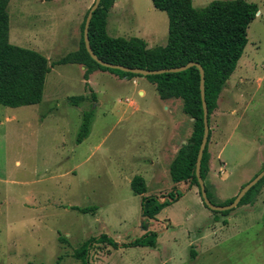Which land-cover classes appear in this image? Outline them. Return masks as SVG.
Here are the masks:
<instances>
[{"label":"rangeland","instance_id":"rangeland-1","mask_svg":"<svg viewBox=\"0 0 264 264\" xmlns=\"http://www.w3.org/2000/svg\"><path fill=\"white\" fill-rule=\"evenodd\" d=\"M211 1L193 0V5L200 9ZM247 1L256 3L260 14L249 25L248 44L234 71L241 74L229 96L252 101L227 157L242 160L241 167L253 171L259 146H264V0ZM118 2L123 18H110L111 36H137L149 47L167 43L168 15L152 0ZM80 5V0H10V42L57 62L79 47L81 37L73 41V36ZM85 69L79 63L54 65L40 103L0 105V264H264V206L237 226L210 221L192 197L165 206L160 219L143 216L142 197L133 192L131 181L143 176L151 159H161L168 129L157 123L169 121L168 111L146 77H134L140 81L136 86L128 76L101 69L91 86ZM141 87L145 96L138 93ZM78 95L86 99L72 105L70 97ZM87 110L94 112L91 132L78 144ZM244 130H252L254 139L242 142ZM222 171L225 167L220 175ZM240 171L235 169L224 182L227 194L236 189ZM167 185L159 186L166 190ZM168 193L155 195L171 200ZM229 199L213 197L217 204ZM75 206L97 208L82 212ZM143 230L158 233V247L96 240L104 234L126 243L143 236ZM83 249L86 261L77 255Z\"/></svg>","mask_w":264,"mask_h":264},{"label":"trees","instance_id":"trees-1","mask_svg":"<svg viewBox=\"0 0 264 264\" xmlns=\"http://www.w3.org/2000/svg\"><path fill=\"white\" fill-rule=\"evenodd\" d=\"M9 2L10 0H0V105L16 108L40 103L43 100L47 75L57 64H84L86 80L97 69L117 71L128 78L142 76L102 66L91 57L84 41L86 18L82 26L79 49L54 63H50L49 59L37 50L11 43ZM152 2L154 7L168 15L169 30L166 45L149 47L145 39L137 36L130 38L111 36L107 30V17L115 0H101L89 27L91 46L103 60L128 67L162 69L186 65L192 61L200 63L205 70V95L210 122V115L218 106L219 95L237 68L248 44V28L257 17L259 7L256 3L247 0H213L200 9L194 7L193 0H152ZM144 77L155 84L161 99L180 98L183 102V112L194 119L192 134L171 163L170 174L174 183L190 182L191 185L198 186L201 194L196 176V160L204 133L200 70L197 66H192L180 72H164ZM85 99V95H78L71 96L69 100L72 105L79 106ZM93 118L92 110L83 111L82 123L76 139L78 144L90 135ZM208 143L201 168L204 180L210 170ZM263 186L264 177L247 192L238 206L252 202ZM131 187L135 194L141 195L142 213L149 219H155L165 206L173 204L184 195V191H179L175 186L166 195L171 200L162 201L158 195L147 196L145 193L148 188L142 175L133 177ZM206 189L209 198L215 203L210 189L207 186ZM234 199L235 196L226 203H231ZM74 208L89 212L97 207L75 206ZM213 212L218 216L219 212ZM229 213L230 210H226L220 214L225 216ZM157 238V232L147 231L143 236L121 244L104 234L96 240L108 241L119 247H156ZM86 254L85 249L83 253L82 251L77 253L85 261ZM195 255L196 253H193V256Z\"/></svg>","mask_w":264,"mask_h":264},{"label":"crops","instance_id":"crops-1","mask_svg":"<svg viewBox=\"0 0 264 264\" xmlns=\"http://www.w3.org/2000/svg\"><path fill=\"white\" fill-rule=\"evenodd\" d=\"M94 1L95 0H80L81 5L75 19L73 41H77V39L82 36L83 23ZM113 15L117 18L118 22L123 18L122 4L119 3L118 0H115L113 7L109 11L107 17V30H109V20ZM79 47H77L73 51H77ZM98 72L103 71L101 69H97L90 74L88 82L89 85L92 86V77L95 73ZM240 74L241 72L231 75L230 80H228L227 85L219 95L217 108L210 115V140L208 143V149L210 153V170L205 178V183L206 186L210 189L213 197L220 201L236 196L241 187L245 183L250 181L264 167V146L262 143L259 146V150L261 151L260 157H258L257 164L254 166L255 170L253 171L251 169L248 170V168L241 167V165H243L242 160L237 159L236 162H231L227 157V148L229 145H231V138L235 135L237 127H239V120L243 119V117L245 116V111L248 109L249 105H251L252 101L250 99L249 102L243 103V99H241V97L237 95L232 97L229 96V93L232 90H236L235 78ZM142 78L143 77H140V79ZM132 82L136 86L140 84L138 78H132ZM138 93L141 96H145L146 89L144 87H141L138 89ZM160 100L163 104L164 109L168 111L169 121L166 123L163 119H160L157 124L162 125L163 129H168L166 133L168 134V139H166V142L163 143V146L160 147L159 153L162 154L161 159L156 157L154 159H151V162L149 163L150 165H148V167L144 169L143 177L146 180L148 188L145 194L148 195V191H150L151 187L153 189V192L149 193V195H155V193L162 194L164 193V191L168 193L172 191L176 186L178 189L181 188L184 190V195L178 201L169 206L179 204L186 201V198L192 197L200 213L208 217V219L212 222L223 224V222L228 221L231 226H237L238 224H241L240 221L242 220L243 222L246 221L245 219H248L249 221V219H251L249 218V216L255 214L256 211H261L262 206H264V199L261 195V193H263L262 191L264 190L263 188L260 190L256 198L252 202L236 207L231 213L219 219V216H216L213 211L205 206L198 186L191 185L190 182H180L178 184L173 182L170 174V166L177 156L180 148L188 142V139L190 138L193 131L194 119L183 112V102L180 98H171L166 100L160 98ZM242 104H244L245 106L242 107ZM145 113L147 115L150 114L149 112ZM241 134L243 135H240V139L242 140V142H248L249 140L254 139L252 137V134H254L252 130H244ZM258 141L259 140L257 139L256 142ZM238 156L242 158V153L240 155L238 154ZM229 165H232L233 167L230 172H228L227 169ZM221 167H225L226 173H222L220 175ZM237 168H240L241 171L240 176L238 177L236 182V189L233 192L227 194L225 191L226 184H224V182L227 180L228 175L235 171V169ZM163 182L168 183L166 190H162V188L159 186ZM163 210L157 215L158 219H160ZM188 214L190 215V213ZM168 218L170 219L172 224L171 218ZM144 233H146V230H143V234ZM158 243L159 238L157 244Z\"/></svg>","mask_w":264,"mask_h":264},{"label":"water","instance_id":"water-1","mask_svg":"<svg viewBox=\"0 0 264 264\" xmlns=\"http://www.w3.org/2000/svg\"><path fill=\"white\" fill-rule=\"evenodd\" d=\"M101 0H95L93 5L90 7L88 15L86 17L85 21V27H84V41L87 48V51L91 55V57L97 61L100 65L108 67V68H114V69H120L122 71L131 72L135 74H139L142 76H148V75H154V74H160L164 72H180L184 71L192 66H197L200 70L201 74V82H200V89H201V96H202V102H203V119H204V133L202 137V141L198 150L197 160H196V176L198 179V183L201 189V197L203 199V202L206 204V206L212 210V211H226L231 210L236 207H238L239 203L241 202L242 198L247 194V192L255 186L263 177H264V168L259 171L250 181L245 183L237 195L235 196V199L228 204H217L211 201V199L208 196V192L206 189V183L201 173L202 168V159L204 156V152L207 146V143L209 141V135H210V122H209V109L208 104L206 101V95H205V70L203 66L198 62H189L186 65L178 66V67H171V68H162V69H146V68H140V67H128L122 64H115L111 62H107L100 58L93 50L90 38H89V27L91 24V20L93 17V14L95 10L100 6ZM258 12L257 14H259Z\"/></svg>","mask_w":264,"mask_h":264},{"label":"built area","instance_id":"built-area-1","mask_svg":"<svg viewBox=\"0 0 264 264\" xmlns=\"http://www.w3.org/2000/svg\"><path fill=\"white\" fill-rule=\"evenodd\" d=\"M222 173H226V171H222Z\"/></svg>","mask_w":264,"mask_h":264}]
</instances>
